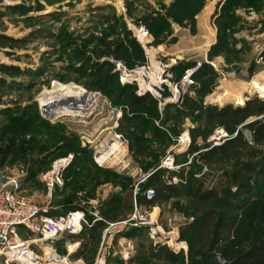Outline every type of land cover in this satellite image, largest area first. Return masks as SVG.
Here are the masks:
<instances>
[{
    "label": "rangeland",
    "instance_id": "obj_1",
    "mask_svg": "<svg viewBox=\"0 0 264 264\" xmlns=\"http://www.w3.org/2000/svg\"><path fill=\"white\" fill-rule=\"evenodd\" d=\"M196 1L199 3V0ZM226 1L206 0V5L210 2H213L214 5L218 4V12L223 13V5ZM0 2L4 3L0 7V34L14 36V38L32 35L25 46L14 47L9 44L4 48L0 47V64L19 66L24 71L31 70L36 73L34 77H10L9 74L0 72V78H5L11 84L17 83L16 85L12 84V87L0 89V108L7 111L5 115L0 114V179L2 176H6L12 180L22 181L18 193L40 207L50 204L49 208L52 209L53 205L58 206L64 203L65 199L66 204H79L86 210V212L84 211L87 214L86 220L88 217L101 218L105 210L117 211V206H121L125 217L130 216L131 214L126 216L124 212V199L129 195H132L134 202L137 199L134 195L136 178L140 174L154 173L158 166L160 168L170 150L178 151L179 157L176 159L175 156L177 169L174 170L178 172L182 166L193 162L194 155L211 146L220 145L225 138L223 137V132H225L223 128L213 131L205 142L198 139L194 144L196 150H199L197 153H187L192 143L190 130L199 125L198 120L202 114L201 106L206 108L210 105L225 106L230 104L237 107L235 101L224 104L211 103L209 97L217 92L232 93L244 90L247 83L264 70V66L260 64L258 65L259 72L253 77H249L247 70L251 63L255 62L257 54L255 46L252 43L237 42L240 36H243L240 23L253 16L251 13L254 12L251 8H254L256 13L260 12L259 8L261 7L258 2L233 4L230 6L231 16H240V23H234L233 20L224 18L218 24L222 36L221 39L219 38L220 47L214 51V54L223 55L225 49L226 56L229 53L233 55L229 57L233 67L227 61L222 66L212 65L210 62L215 58L211 60L201 56L204 49L200 46L201 37L198 34V27L197 33L194 35L184 31L183 27L171 21L174 29L172 36L167 35L169 28H166L159 32L157 37L149 34V44H142L138 40L135 28L146 29L144 26H138H148L152 22L156 24L159 20L158 15L163 19L177 17L178 13L168 14V9L174 5L176 0H58L56 2L0 0ZM122 25H127V28L133 31L134 37L144 48L142 50L147 61L148 58H152L147 49L155 52V61H162L166 65L172 64L169 59L181 57L177 60V67L173 68L176 72L175 81L182 77V73L187 68L195 66L197 62L209 64L213 67L215 74L209 70L206 76L196 79L197 85L176 106L164 109L167 104L156 98L159 108L162 109L161 112L155 103L145 104L136 110L130 109V102L135 98L133 97L134 92L127 90L119 96L118 93L107 94L89 87L92 79L86 77V72L93 70V67L81 66L80 59V57L82 59L89 57L90 62L99 60L105 42L117 44L123 41L125 36L122 34ZM178 31L180 33H177ZM174 35H177L176 39L173 38ZM231 35L235 36V38L233 36L235 41L230 37ZM179 40L181 41L178 45L180 50L177 54L156 53L159 46L175 48ZM131 41V39L127 40V47ZM226 46L232 51L226 49ZM187 47L194 48L188 49ZM166 51L171 52L168 49ZM141 54L139 48L129 47L126 56L129 65L133 66L141 62ZM234 55H237L236 58L243 62L234 65L233 62L236 60ZM146 63L138 64L133 69L140 68ZM79 66H81L80 71L74 70ZM55 83L74 84L83 88L82 90L89 95L98 94L97 102L94 103L91 110L80 116L69 113L70 115H57L53 118L46 116L47 118H45L42 115L39 97L44 91H52ZM203 84H206L208 94L199 91L203 89ZM221 86L224 88L219 90ZM165 95H168V92H165ZM244 95L245 103L251 98H259L256 93H245ZM133 114H145L144 116L147 118H159L157 120L159 123L160 120H163L165 123L161 122L160 126L169 130V142L155 141L150 134L141 133L138 126L121 122L125 116ZM41 118L49 122L53 119L56 123L50 124ZM57 124L61 125L57 126ZM132 132L142 136L143 141L155 152L156 159H140L131 152L126 138L130 139L129 136ZM115 134L125 138L127 141L125 143L126 150L119 156L116 164L105 166L112 170L111 173L96 172L93 169L91 157L94 158L95 151L102 149ZM184 136L188 138L189 146L188 149L179 151L181 150L179 148L187 146ZM180 141L184 145H180L181 147L178 148ZM70 157L72 158L71 163L74 162L75 157H83L75 164L81 173L79 181L83 180L84 182H69L71 176L69 173L61 184L56 185L50 192L45 176L54 169L57 162ZM195 164V169L201 171L196 175L197 180L201 181L207 177V185L218 190L223 186L232 185L235 170L231 167ZM166 178L169 184H177L180 181L178 177L177 179H173L175 177L168 179V176ZM26 179L29 181L25 182ZM256 180L264 183V179L257 178ZM118 197L121 199L119 205L107 206ZM254 205L255 203L246 207L242 211V215L249 216L255 209ZM199 207L192 198L181 196L161 206L153 208L142 206L141 209L153 213L154 208H158V224L165 233L177 234L179 243L184 242L187 248L179 250L169 244H165V246L170 249V252L181 254V260L188 263L189 240L188 238L181 239V230L192 222V216L196 211H199ZM129 208L133 209V204ZM202 211L204 212L203 208ZM108 227L109 225L102 232L96 253L93 250L95 241H91L92 248L84 258L73 260L71 256L81 247L80 242L79 247L70 257L65 256L66 261L62 264H170L163 259V251L153 243L147 231H138L139 234L137 232L135 238H129L123 235L124 230L121 226H118L117 229L112 227L110 230ZM18 233L24 239L30 238L29 234L21 227L18 228ZM65 238L66 236H63L58 239L59 243L62 244L61 248L70 252V246L76 245L78 242H68ZM48 244L51 245V243ZM45 247L47 246H32L35 253L43 259L41 264H48L46 259L50 251L45 250Z\"/></svg>",
    "mask_w": 264,
    "mask_h": 264
},
{
    "label": "trees",
    "instance_id": "obj_2",
    "mask_svg": "<svg viewBox=\"0 0 264 264\" xmlns=\"http://www.w3.org/2000/svg\"><path fill=\"white\" fill-rule=\"evenodd\" d=\"M46 1L56 2L58 0ZM257 1L258 0H227L223 5L224 12L222 13L220 11V13L215 14V16L219 15L217 18L218 24L224 18L233 20L234 23H240V16H231L230 6H233V4L237 5L238 2L254 4ZM205 5L206 0H199V3H197L196 0H176L174 5L168 9V14L178 13L176 18H171V20L166 17V19H163L158 15L159 20L156 24L152 22L148 26L140 25L138 27H146L149 34L155 37H157L159 32H162L163 29L169 28L167 35L172 36L174 29L171 21H173L183 28H188L189 26L188 29L190 33L195 35L197 33L196 16L201 13ZM121 30L123 32L122 34L125 36L124 40L117 44L105 42L99 60L90 62L89 57L83 59L80 57L81 66L93 67V70L86 72V77L93 81H91L89 87L107 94L118 93L117 95L119 96L127 90H132L134 92L133 97H135L130 102L129 106L132 110H136L145 104H157L158 100L150 93L139 96L136 93L137 87L135 85L123 86L120 83L118 73L114 71L112 60H122L130 69H133L138 64H144L147 61L143 53L144 48L137 38L134 37L133 31L127 28V25H122ZM220 30L221 29H219V38L221 39L222 33ZM31 36L32 35L24 38H14L0 34V47L4 48L9 44L14 47L25 46L28 44ZM233 36L231 35L230 37L235 41V36L234 38ZM173 38L176 39V37ZM129 39L132 41L127 47V40ZM226 40H228V38ZM237 42L248 43L244 39L238 40ZM220 43L221 42L218 40V43L212 47L209 58L212 60L215 57L223 56L225 59L227 58L225 61L229 62L231 67H233L229 60V57L233 55L229 53V55L226 56L227 51H225V49L223 55L214 54V51L220 47ZM129 47H137L142 53V61L133 66L129 65L126 60L127 49ZM226 49L230 48L226 46ZM234 56L236 59L233 62L234 65L243 62V60L236 58L237 55ZM260 57L264 63V50ZM177 65L178 63L172 67V70H174ZM81 66L74 68V70L80 71ZM71 68L73 67L71 66ZM189 68H191V66ZM258 68L259 66L256 62L251 63L247 70L250 78L259 72ZM209 70L214 72L212 66L204 63L202 68L195 75V79L203 78ZM0 72L9 74L10 77L36 76V73L31 70L24 71L19 66L7 64H0ZM12 84L16 85L17 83L13 82ZM12 84L5 78H0V89L12 87ZM207 90L206 84H203V89L199 91L203 94H208L209 91ZM173 106H176V104H167L164 109ZM158 110L160 112L162 111L159 106ZM201 110L202 114L198 120L199 125L190 130L192 143L187 153H197L199 150H196L197 148L194 147L197 140L202 139L204 142L207 141L211 133L217 128H223L228 136L224 138L220 145L211 146L205 151L194 155L193 162L182 166L178 172L174 170L168 171L158 166L141 188V191L150 188L155 189V197L152 200H147L142 194H139L137 195V202L140 206L153 208L183 196L192 198L197 205L200 206L199 211H196L194 216H192V222L181 230V239L188 238L189 240L188 263L181 260V254H174L170 252L167 246L158 245L159 249L163 251V259L170 264H221L218 260V256H222L226 264H264V183L257 182L258 180H256L257 178L260 180L264 179V99L262 100L257 97L251 98L243 106L237 107L230 104L225 106L210 105L206 108L201 106ZM6 112L5 109L0 108V114L5 115ZM144 115L145 114H133L132 116H125L121 122L138 126L141 133L150 134L151 138L155 141L161 143L169 142V130L160 126L161 122H165L160 120L159 123L157 122L159 118H147ZM41 119L51 124L48 120L44 118ZM250 119L252 120L249 121ZM60 125L57 124V126ZM247 132L251 133L252 142L248 140L246 136ZM129 137L130 139L126 138L129 143V149L136 157L144 160L157 158L151 147L143 141L142 136L132 132ZM175 156L176 159L179 157L177 154ZM79 159H83V157H75L74 162H72L64 172L65 177L71 173L69 182L83 181H79L81 173L80 169H77V165L75 164ZM91 163L96 172H112L109 168L99 167L92 157ZM195 163H203L209 166L224 165L231 167L235 170L232 185L223 186L218 190L213 186L207 185V177L201 181L197 180L196 175L201 171L195 169ZM118 176L120 177V175ZM167 176L168 179L178 177L180 181L177 184H169L166 178ZM28 181L27 179L25 180V182ZM65 201L58 206L53 205L48 215L58 216L68 212L82 210L86 212L79 204H66ZM252 202L255 203L254 211L249 214V216L245 214L242 215V211L253 204ZM119 203H121V199L118 197L107 206L119 205ZM116 210L117 211L114 212L105 210L101 218L88 217V224L84 226V230L78 235H64L68 242H81L79 250L71 256L73 260L84 258L85 254L92 248L90 244L91 241H95L93 250L96 253L98 244L101 241L102 232L107 225L121 222L127 218L124 216L121 206H117ZM138 231H147L148 233L147 228H132L125 229L123 235L129 238H135ZM59 242L60 241L57 240L53 244L56 251L62 256L68 255L67 249L61 248L62 244Z\"/></svg>",
    "mask_w": 264,
    "mask_h": 264
},
{
    "label": "built area",
    "instance_id": "obj_3",
    "mask_svg": "<svg viewBox=\"0 0 264 264\" xmlns=\"http://www.w3.org/2000/svg\"><path fill=\"white\" fill-rule=\"evenodd\" d=\"M4 3L0 2V7ZM252 15L254 13H251ZM141 31L146 39L145 42L138 40L143 44H149V32L145 28ZM262 40L255 42V50L257 52V64H263L260 57L264 50V32L260 36ZM156 58V57H155ZM159 64L158 70L153 64L152 58H148L147 63L137 69H130L122 60H112L114 64V71L118 73L120 83L125 85H135L137 87L136 93L139 96L146 93L152 94L155 98L161 99L164 104H180L184 96L194 88L197 83L195 75L203 66V62L197 64L186 70L182 77L175 81L172 73V64H164L162 61H156ZM213 65V64H212ZM215 67V66H214ZM155 74L157 83L152 82V75ZM142 83H147L151 87L147 90L142 88ZM168 92V95H165ZM259 95V94H258ZM259 98L264 99L262 97ZM47 118L46 116H44ZM51 123H56L51 119ZM228 134L223 132V137ZM124 143L127 141L121 136ZM220 138V136H219ZM218 138V139H219ZM182 141L179 142V151L188 149ZM178 151L172 149L168 152L160 168L173 171L177 169L175 166V155ZM97 153L95 151L94 160L99 167H105L96 159ZM67 161L66 164H60V168L56 166L54 169L45 176L48 190L52 192L56 185L61 184L62 171L67 168L72 158L63 159ZM60 162V161H59ZM150 174H140L135 182L134 195L142 194L147 200H152L155 197V189L150 188L141 191L142 186L147 182ZM177 179V177L173 178ZM177 182V180H175ZM19 187L17 181L12 180L8 185H2L0 182V264H41L43 260L32 249L33 245H45V250L48 254V264H62L66 261L65 256L60 255L54 248V242L63 237L64 235H78L84 230V226L88 224L86 214L83 211L68 212L63 215L50 216L48 204L46 207H40L34 202L26 199L18 193ZM142 206L134 202L133 212L125 220L118 223L109 224L108 229L112 227L117 229L121 226L123 230L132 228H147L148 235L155 245L167 244L168 237L165 235L163 228L158 224L157 219L153 218L151 211L142 210ZM23 228L30 236L28 239L22 238L18 233V228ZM119 231V230H118ZM48 243H51L49 245ZM186 250L185 247H183ZM44 250V249H43ZM180 250V249H179Z\"/></svg>",
    "mask_w": 264,
    "mask_h": 264
},
{
    "label": "bare ground",
    "instance_id": "obj_4",
    "mask_svg": "<svg viewBox=\"0 0 264 264\" xmlns=\"http://www.w3.org/2000/svg\"><path fill=\"white\" fill-rule=\"evenodd\" d=\"M137 36L143 42L146 41L143 33L139 29L135 28ZM149 39V37H148ZM148 54L152 56L153 64L156 66V70L159 68V64L155 61V53L153 50L147 49ZM154 54V56H153ZM225 79V78H224ZM152 82L157 83L156 75H152ZM55 83L54 89L52 91H44L39 97L41 111L43 116H50L51 118L56 117L57 115H76L80 116L83 113L91 110L95 102H97L98 94H87L83 91L81 87L74 84L62 85ZM151 86L147 83H142V88L147 90ZM224 87L221 86L219 90H222ZM227 89V88H226ZM85 90V89H84ZM245 93L249 94H259L260 97L264 98V71L259 73L256 78L247 83V87L244 90H239L235 92H217L214 95L210 96L209 99L211 103H220L224 104L230 101H235L238 106H243L246 100ZM250 100V99H249ZM231 103V102H230ZM70 113V114H69ZM56 119V118H55ZM60 122V121H59ZM185 138V137H184ZM186 141L187 138H185ZM126 150L125 143L120 135L115 134L113 138L108 142L102 149L97 151L96 159L102 165L116 164L119 156L123 154ZM66 164L67 161L61 160L57 162L56 167L60 168V164ZM159 215L158 208H154L152 217L157 219ZM168 237V242L170 246H174L178 249L187 248L184 242L179 243L177 234L173 235L171 233H165ZM71 246H77L72 244ZM70 246V252H74L76 249H72ZM79 262V261H78ZM77 262V263H78ZM101 263V262H100ZM79 264V263H78ZM82 264V263H81Z\"/></svg>",
    "mask_w": 264,
    "mask_h": 264
},
{
    "label": "crops",
    "instance_id": "obj_5",
    "mask_svg": "<svg viewBox=\"0 0 264 264\" xmlns=\"http://www.w3.org/2000/svg\"><path fill=\"white\" fill-rule=\"evenodd\" d=\"M257 2L259 3V5L261 7V8H259V9H261L260 12L256 13L255 9L251 8V10L254 12L253 16L248 17L247 19H245V21H242L240 23L242 25L241 33L243 36L242 37L240 36L239 40L244 39L248 43H250V44L252 43L253 46H255V42H259L260 40H262V38L260 36L264 32V0H258ZM212 3L213 2L208 3V5L205 6V9L196 17L198 34H200L199 36L201 37V45L200 46L204 49V52H202L201 56L204 59L209 58L208 54L210 53L212 47H214L218 43V40H219V28H218V22H217V18L219 17V15L215 16V14L220 13V11L218 12V9H217L218 4L214 5ZM184 31H187L188 33H190V31L188 29L184 28ZM177 33H180V31H178ZM7 36H10V35H7ZM174 36L177 38V35H174ZM10 37H14V36H10ZM180 42L181 41L179 40V42L175 45L176 47L172 46L175 48H168L164 45L159 46L158 47L159 50L157 49L156 53H158V54L162 53L163 55L177 54V52L180 50L178 48V45L180 44ZM187 48L192 49L194 47H187ZM166 49L170 50L171 52H167ZM178 59H181V57L178 56L176 59H169V60H170V62H172V65L175 66L177 64ZM254 60L256 62L257 54H256ZM224 62H225L224 57L218 56V57H215V59H213L210 63L215 65V66L216 65L222 66V64ZM262 66H264V63L262 64ZM263 71H261V72H263ZM172 73H173V75L176 76V72L174 70H172ZM175 76H174V78H175ZM257 76H258V74L254 78H256ZM185 138H187V137H185ZM187 140H188V138H187ZM186 142L188 143V141H186ZM65 169H67V168H65ZM65 169L61 173L62 181L64 180V177H65L64 176ZM132 204H133V208H134V198L132 197V195H129L128 197H126L124 199V212H125L126 216H128L132 213L133 209L129 208ZM49 206H51V205H49ZM76 245L77 246H71L72 249H76L77 247H79L80 242H78ZM72 253L68 252V256L70 257L72 255Z\"/></svg>",
    "mask_w": 264,
    "mask_h": 264
},
{
    "label": "water",
    "instance_id": "obj_6",
    "mask_svg": "<svg viewBox=\"0 0 264 264\" xmlns=\"http://www.w3.org/2000/svg\"><path fill=\"white\" fill-rule=\"evenodd\" d=\"M246 136H247L248 140H249L250 142H252V135H251V133H250V132H247V133H246ZM0 182H1L2 185H8V184H10V183L12 182V179L9 178V177H6V176H2L1 179H0ZM20 182H22V181H17V186H18V187H19V185H20ZM218 260H219V262H220L221 264H226V263L224 262L222 256H218Z\"/></svg>",
    "mask_w": 264,
    "mask_h": 264
}]
</instances>
